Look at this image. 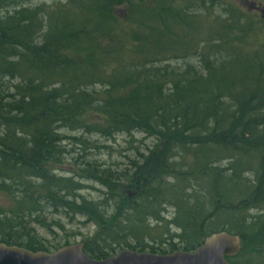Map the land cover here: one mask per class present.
<instances>
[{
    "label": "trees",
    "instance_id": "trees-1",
    "mask_svg": "<svg viewBox=\"0 0 264 264\" xmlns=\"http://www.w3.org/2000/svg\"><path fill=\"white\" fill-rule=\"evenodd\" d=\"M124 8L127 22L114 15ZM79 9L91 20L74 18ZM189 12L169 0H68L0 18V198L10 199L0 243L46 252L30 225L45 226L48 206L97 229L84 242L91 259L193 252L226 232L241 241L228 263L262 264L264 35ZM134 134L153 145L124 169L83 160V135ZM66 141L82 147L68 177ZM85 182L102 188L99 201L78 195Z\"/></svg>",
    "mask_w": 264,
    "mask_h": 264
},
{
    "label": "rangeland",
    "instance_id": "rangeland-1",
    "mask_svg": "<svg viewBox=\"0 0 264 264\" xmlns=\"http://www.w3.org/2000/svg\"><path fill=\"white\" fill-rule=\"evenodd\" d=\"M172 7L181 6L187 7L189 13L198 15L199 22L214 24L215 22L231 23L232 21L240 20V22L252 23L253 29H262L260 32L264 35V0H169ZM68 0H14L13 5L7 6L0 11V18L6 15H11L14 11L22 8H37L41 6L55 8L57 6L65 5ZM134 9H118L114 15L117 20L121 22H127L129 16L133 13ZM77 16L74 18L80 20H91L85 18L81 9L76 11ZM225 22V23H224ZM209 23V24H208ZM206 32H202L205 36ZM151 36L155 37V32H151ZM253 36V32H252ZM188 63L196 64V59L188 58ZM182 61L177 65L182 66ZM172 66L176 65L175 62L171 63ZM197 65V64H196ZM66 136H79V134H72L64 132ZM85 139L89 141L88 150H85L83 160L89 162H96L105 167H111L118 171L124 169L128 165V161L136 158L137 149L139 153H144L145 149L151 148L153 140L144 137L142 134H134L131 137L118 135L111 139H104L98 136L83 135ZM70 142H65V149L68 152L61 165L62 173L65 177L71 176L72 171L76 168V162L79 161L78 155L82 152V147L70 146ZM94 146H98L99 149H95ZM74 160H76L74 162ZM225 165V164H222ZM85 190L78 195L86 200L99 201L102 193V188L96 184L85 182L83 183ZM10 199L0 198V210L8 206ZM40 218L44 221L45 226L39 224H32L30 227L34 230L35 235L43 242L47 253H53L56 250L62 248L65 245H76L84 243L92 238L97 229L85 218L76 216L74 214H67L62 210L53 212L51 207L44 208ZM65 213V214H64ZM251 215H256L255 212H250ZM167 219L172 217V210L166 209ZM58 225V226H57ZM153 234L157 237L164 233V228L159 226L156 230H153ZM170 233H176L172 228ZM126 250V249H123ZM119 249L116 250L115 255ZM114 256V255H113ZM264 264V259L261 260Z\"/></svg>",
    "mask_w": 264,
    "mask_h": 264
},
{
    "label": "water",
    "instance_id": "water-1",
    "mask_svg": "<svg viewBox=\"0 0 264 264\" xmlns=\"http://www.w3.org/2000/svg\"><path fill=\"white\" fill-rule=\"evenodd\" d=\"M128 196L131 195L128 193ZM240 250V238L226 232L206 237L193 252L175 251L155 255L121 250L114 257L98 261L82 252V244L63 246L53 253H47L0 243V264H230L226 259L234 258Z\"/></svg>",
    "mask_w": 264,
    "mask_h": 264
},
{
    "label": "flooded vegetation",
    "instance_id": "flooded-vegetation-1",
    "mask_svg": "<svg viewBox=\"0 0 264 264\" xmlns=\"http://www.w3.org/2000/svg\"><path fill=\"white\" fill-rule=\"evenodd\" d=\"M81 244H82V252L87 256V254H86L85 251H84L85 244H84V243H81ZM65 246H69V245H65ZM120 251H121V250H120ZM120 251H118V252H120ZM118 252H117V253H118ZM174 252H175V251H174ZM169 254H171V253H169ZM113 255L116 256L117 254L115 255V253H114ZM113 255H111L110 257H114ZM155 255H156V254H155ZM162 255H166V254H162ZM88 258H90V257H88ZM108 258H109V257H108ZM90 259H91V258H90ZM92 260H97V261H98L99 259H92ZM100 260H104V259H100Z\"/></svg>",
    "mask_w": 264,
    "mask_h": 264
}]
</instances>
